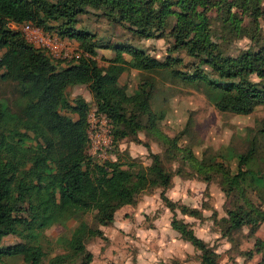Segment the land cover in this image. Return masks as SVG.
Segmentation results:
<instances>
[{
    "label": "trees",
    "instance_id": "trees-1",
    "mask_svg": "<svg viewBox=\"0 0 264 264\" xmlns=\"http://www.w3.org/2000/svg\"><path fill=\"white\" fill-rule=\"evenodd\" d=\"M225 1L228 13L224 20L229 21L231 30L224 35L236 38L247 34L232 11L231 0ZM233 2L255 19L264 11V0ZM208 3L209 0H0V79L13 82L16 91L13 100L0 99V264L17 257L26 264H43L46 251L42 242L49 241L45 228L78 216L71 235L58 238L63 250L49 256L47 264H89L93 253L85 243L90 237L103 236L99 225L111 223L120 206L133 203L138 193L152 187H162L161 197L171 210L178 207L182 213L201 216L197 208L179 204L164 194L172 172L159 153L151 152L152 160L147 166L120 158L97 161L88 154L89 101L80 95L70 101L66 95L67 88L76 84L88 87L96 110L109 118L114 141L144 129L166 145L167 157L181 156L205 180H210L214 172L220 174L229 201L226 215L216 220L223 236L232 239V233L245 225L254 231L264 221V208L250 198L246 187L248 172L255 191L261 189L259 180L264 177L247 165L254 159L255 147L238 154L234 171L216 160L215 154L198 158L191 148L178 144L179 136L171 137L158 127L157 121L164 113L151 107L152 79L144 77L133 92L119 81L131 67L139 71L163 70L174 79L204 84V92L219 110L247 114L264 102V87L260 85L264 79V32L257 30L251 36L253 44L240 54H228L223 43L214 38L216 29L207 15ZM89 8L123 24L140 38L162 36L168 28L167 34L173 38L169 54L160 59L130 42H122L111 45L113 56L106 59L105 65L99 64L96 55L102 44L90 31L76 27L79 15ZM172 15L175 21L170 24ZM11 21H28L48 32L56 30L60 36L76 39L83 53L60 65L46 49L29 42L21 29L12 28ZM179 49L197 59L193 72L173 65L181 61L171 55ZM204 65L216 78L205 73ZM252 75L260 81L253 80ZM61 107L76 117L61 113ZM261 130L264 132V127ZM31 138L36 142L27 143ZM91 211L97 226L82 217ZM170 224L200 250V264H218L216 248L198 236L188 222L173 216ZM9 234L20 240L3 243V237ZM255 252L261 253L258 264H264V237L257 238L253 248L244 251L249 257ZM167 264L184 263L175 260Z\"/></svg>",
    "mask_w": 264,
    "mask_h": 264
},
{
    "label": "rangeland",
    "instance_id": "rangeland-1",
    "mask_svg": "<svg viewBox=\"0 0 264 264\" xmlns=\"http://www.w3.org/2000/svg\"><path fill=\"white\" fill-rule=\"evenodd\" d=\"M226 2L209 0L207 15L211 19L212 27L216 29L215 40L223 43L228 54L238 55L253 44L251 36L257 30L264 32V11L255 19L231 0V4L234 5L232 11L240 18V25L247 34L242 33L241 37L236 38L232 35L225 36L224 32L231 30L229 21L224 20L228 13ZM169 21L170 24L174 23L175 16H170ZM76 27L90 31L102 44L98 47L96 55L101 65H105L106 59L113 56L114 52L110 46L116 43L130 42L163 59L169 54L168 48L173 42V38L167 34L168 28L162 36L140 38L132 35L123 24L110 20L93 8L79 15ZM25 35L34 45L46 49L48 55L59 61L60 65L68 64L70 60L83 53L76 39L60 36L53 29L51 32L42 30L41 36L36 40H31L29 34ZM2 51L0 50V56ZM124 55L129 58L128 54ZM171 55L181 59L180 62L173 63L175 67L190 73L194 71L197 59L188 55L185 49L174 50ZM210 70L204 65L205 73L216 78L214 72ZM144 77L153 80L154 88L150 99L152 109L164 113V117L157 121L162 132L171 137L179 136L178 144L191 148L198 158L215 154L216 160L223 162L232 171L237 167L238 154L246 152L253 146L254 159L247 164L248 168L256 174H264V132L261 130L264 127V102L258 103L247 114L219 110L204 92V84L174 79L163 70L139 71L131 67L120 75L119 81L129 92H133ZM251 78L260 81L255 75ZM260 85L264 87V79ZM66 95L70 101L77 95L88 100V114L97 111L92 94L86 85L69 86ZM15 97V84L0 79V99L8 98L11 101ZM60 112L76 117L74 112L64 107L60 108ZM140 118L146 119L144 115H140ZM35 142L33 138L27 140V143ZM165 148L166 145L158 137L142 129L135 136L115 141L112 138L105 159L132 160L136 166H147L152 160L151 152L159 153L164 165L172 172L171 183L163 190L164 194L179 204L197 208L201 216L182 213L178 207L171 210L161 197L162 187L143 190L136 195L133 203L124 204L115 211L111 223L99 225L103 230V236H93L86 241V248L93 253L89 264H139L140 259L143 260V264H167L175 260L184 264H200V250L171 226L173 216L188 222L198 236L216 248L219 253L218 264H258L261 253L255 252L249 257L244 251L253 248L257 238L264 237V221L254 231H250L245 225L232 233V239L223 236L216 220L226 215L229 201L222 188L220 174L214 172L210 180H205L181 156L167 157ZM86 150L92 152L89 147ZM250 174L248 172L246 178L247 192L251 199L264 208V177L259 180L261 189L256 190L258 192L256 193L253 189L254 184L253 188L251 187ZM78 217L45 228L44 234L49 241L42 240L46 251L43 264H47L49 256L63 250L58 238L60 236L68 238L71 235L72 229L79 222ZM82 217L90 224L98 225L92 211L83 214ZM18 240H20L18 236L9 234L3 237L2 242L6 244ZM7 262L26 264L20 257L9 258Z\"/></svg>",
    "mask_w": 264,
    "mask_h": 264
},
{
    "label": "built area",
    "instance_id": "built-area-1",
    "mask_svg": "<svg viewBox=\"0 0 264 264\" xmlns=\"http://www.w3.org/2000/svg\"><path fill=\"white\" fill-rule=\"evenodd\" d=\"M12 28H19L22 32L29 34L31 40L38 39L41 36L43 29L32 24L31 22L25 21L22 23L9 22ZM26 37V35H25ZM28 40V38L26 37ZM29 41V40H28ZM31 42V41H29ZM32 43V42H31ZM33 44V43H32ZM36 46V45H35ZM109 118L102 112L94 111L88 114L87 123V136H88V146L92 152H88L94 159L106 157V150L110 146L113 138V134L110 128ZM89 151V150H88Z\"/></svg>",
    "mask_w": 264,
    "mask_h": 264
},
{
    "label": "crops",
    "instance_id": "crops-1",
    "mask_svg": "<svg viewBox=\"0 0 264 264\" xmlns=\"http://www.w3.org/2000/svg\"><path fill=\"white\" fill-rule=\"evenodd\" d=\"M172 255V254H171ZM139 264H143V260H139V262H138ZM152 263V262H151Z\"/></svg>",
    "mask_w": 264,
    "mask_h": 264
}]
</instances>
